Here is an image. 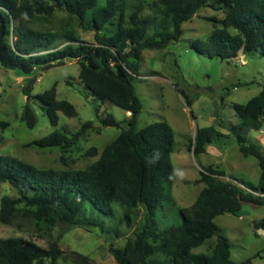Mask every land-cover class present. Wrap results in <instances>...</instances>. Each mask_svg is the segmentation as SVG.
Here are the masks:
<instances>
[{
    "label": "trees",
    "instance_id": "obj_1",
    "mask_svg": "<svg viewBox=\"0 0 264 264\" xmlns=\"http://www.w3.org/2000/svg\"><path fill=\"white\" fill-rule=\"evenodd\" d=\"M134 1L127 11H119L117 0H106L103 6L98 0H0L2 68L29 75L37 67L48 69L65 60H76L78 79L92 97L130 113L124 128L123 123L111 116L98 120L101 126L120 132L98 159L83 170L38 169L15 157L0 156V183H7L17 195L0 200V226L8 225L22 213L31 218L39 232L50 231L56 221L67 228H100L108 232L102 219L111 218L114 205L129 212L141 206L142 225L134 241L125 243L119 264H236L231 260L229 240L223 236L217 237L210 255L193 254L192 250L218 232L214 223L217 216H236L243 203L264 206V152L244 136V131H259L264 126V89L244 105L233 106L240 123L228 128L240 154L258 161L261 175L257 186L244 184L249 190L244 191L237 186L238 182L223 181L224 171L207 166L197 180L204 187L193 204L177 209L179 225L158 231L157 211L173 199V131L165 121L136 129L142 104L133 82L140 76L142 52L163 50L179 42L182 25L211 0ZM219 1L227 7L221 27L214 28L204 40L193 42L192 47L209 59L231 60L238 53H255L264 58V0ZM145 6L151 16L141 18ZM55 11L66 12L78 27L94 32V43L57 48L54 43L59 36L30 28L37 15L51 17ZM110 26L115 30L107 34ZM64 36L78 41L72 31ZM33 82L29 80L22 88L27 103L21 121L28 129L35 128L38 121L33 101L54 128L58 125V113L66 118L77 116L73 105L57 98L56 84L32 96ZM185 102L191 106L187 98ZM91 127L92 122L87 121L73 134L56 129L34 145L69 148ZM215 134L212 126L196 130L189 140L188 151L195 157L205 153ZM156 153L158 157L154 159ZM21 204L28 209H18ZM254 229L264 232V218L254 224ZM63 233L49 243L48 249L22 238L0 239V264L54 262L61 254L58 243Z\"/></svg>",
    "mask_w": 264,
    "mask_h": 264
},
{
    "label": "rangeland",
    "instance_id": "obj_2",
    "mask_svg": "<svg viewBox=\"0 0 264 264\" xmlns=\"http://www.w3.org/2000/svg\"><path fill=\"white\" fill-rule=\"evenodd\" d=\"M105 1L98 0L101 6ZM117 4L119 11H127V7H132L135 1L117 0ZM226 11V5L219 0H211L182 25L183 34L179 42L163 50H145L141 54L140 76L133 82L142 104L136 129L165 121L173 131V199L165 202L164 207L157 211L158 231L170 225H179L177 209L193 204L204 187L197 180L205 167L212 166L224 171L225 178L222 180L240 183V186L237 185L240 189L244 184L256 187L261 175L258 161L240 154L228 128L240 123L233 106L244 105L264 89V58L255 53H238L231 60L209 59L192 47L193 42L204 40L214 28L221 27ZM139 16H151L148 6ZM30 28L59 36L54 43L57 48L94 43V32L78 27L74 19L63 11H55L51 17L37 15ZM114 30L110 26L106 33L112 34ZM69 31L78 41L64 36ZM9 41H13V36H10ZM29 80H34L32 96L56 84L57 98L73 105L77 116L66 118L58 113V125L54 128L50 126L39 104L33 101L38 121L35 128L28 129L22 123L21 115L27 103L22 88L27 86ZM181 92L191 103L190 107ZM129 114L109 103L102 104L91 96L78 79L76 60H65L48 69L37 67L29 75L18 70H5L0 66V156L15 157L38 169L83 170L98 159L103 149L120 132L113 127L101 126L98 120L111 116L116 122L123 123L124 128ZM87 121L92 122L91 129L69 148H40L34 145V142L46 138L56 129H63L69 134L76 133ZM211 126L216 131L212 144L205 153L195 157L188 151L189 140L193 139L196 130ZM244 133L249 143L257 145L264 152V126L259 131ZM93 150L96 155H93ZM3 197L17 198L16 192L7 183H0V200ZM17 208L28 209L23 204ZM143 212L141 206L129 212L114 205L111 218L102 219L104 229L108 232L100 228H67L59 221L50 231L39 232L31 218L19 213L8 225L0 226V239L22 238L48 249L49 243L64 232L58 243L61 251L59 258L54 262L43 260L40 264H119L118 258L125 243L134 241L142 225ZM262 218L264 206L243 203L236 216H217L214 223L218 232L193 249L192 253L210 255L217 237L223 236L231 245L233 262L264 264V232L254 229V224Z\"/></svg>",
    "mask_w": 264,
    "mask_h": 264
},
{
    "label": "clouds",
    "instance_id": "obj_3",
    "mask_svg": "<svg viewBox=\"0 0 264 264\" xmlns=\"http://www.w3.org/2000/svg\"><path fill=\"white\" fill-rule=\"evenodd\" d=\"M156 157H158V153L154 154V159H155ZM149 162L151 163L152 161H149Z\"/></svg>",
    "mask_w": 264,
    "mask_h": 264
},
{
    "label": "built area",
    "instance_id": "obj_4",
    "mask_svg": "<svg viewBox=\"0 0 264 264\" xmlns=\"http://www.w3.org/2000/svg\"><path fill=\"white\" fill-rule=\"evenodd\" d=\"M240 186V185H239ZM244 191H248L244 186H241Z\"/></svg>",
    "mask_w": 264,
    "mask_h": 264
},
{
    "label": "crops",
    "instance_id": "obj_5",
    "mask_svg": "<svg viewBox=\"0 0 264 264\" xmlns=\"http://www.w3.org/2000/svg\"><path fill=\"white\" fill-rule=\"evenodd\" d=\"M127 114H128V113H127ZM207 147H208V146H207ZM207 147H206V148H207ZM206 148H205V151H206Z\"/></svg>",
    "mask_w": 264,
    "mask_h": 264
}]
</instances>
